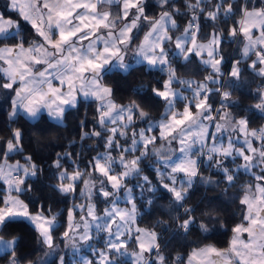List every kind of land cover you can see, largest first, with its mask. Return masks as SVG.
Listing matches in <instances>:
<instances>
[{
    "label": "snow or ice",
    "instance_id": "6c2138e0",
    "mask_svg": "<svg viewBox=\"0 0 264 264\" xmlns=\"http://www.w3.org/2000/svg\"><path fill=\"white\" fill-rule=\"evenodd\" d=\"M203 2L208 3L210 0ZM113 3L122 4L120 20L127 21L119 28L116 27L119 21L109 20L110 13L97 10L98 5L103 7ZM159 3L162 6L168 5L169 0H159ZM200 3L201 0H197L196 5L188 7L196 9ZM9 8L22 17L23 21L29 23L35 33L42 38L25 48L20 21L0 13V44L5 45L0 47V61H5L8 65L0 68L8 81L0 83V88L14 94L10 97L9 121L15 122L21 112L29 119H35L42 109H46L50 117L62 120L66 109L76 106L78 94H82L85 99L91 97L100 102L96 123L101 127V131L84 132L81 140L85 137L103 138L105 152L98 153L89 161V169L85 171L77 168L69 173L63 170L61 161L64 157L70 158L67 152L63 156L57 154V159L53 163L61 181L54 187L61 193L74 194L77 185L82 184L83 188L80 189L79 195L89 201L87 205L78 204L68 210V225L62 236L66 247L72 249V264H77L76 257L82 248L91 247L94 239L93 230L96 236L104 233L107 237L104 249H93L99 257L97 264H117L110 258V253H118L121 256L127 254L130 242L137 243L139 247L138 252L132 253L136 258V264H148L144 254L159 249L157 233L138 227L133 229L138 215L136 197L133 188L125 182L126 178H139L135 188L140 189L141 197L145 190L152 193L156 191V188L151 186L149 177L142 175L143 170L139 165L147 158L149 145H153L158 138L169 146L174 142L176 144L175 148L169 147L163 154L162 148L152 149V152L158 157L155 171L160 178V186L171 195L173 203L183 209V214L188 217L178 224L184 232L196 223L195 217L191 215L195 208L185 207V202L189 189L199 175L201 164L218 169L229 185L234 183V172L241 168L250 171L251 168L259 167L264 172V128L249 131L247 118L234 121L229 119L231 113L227 111L226 105L233 101L229 99L228 91H222L226 83L240 79L241 61L236 60L232 64L230 73L227 74L229 81H223L222 77L226 75L221 70L224 57L219 52L223 37L220 33L214 32L207 44L197 43V33L200 30L197 16L193 15L183 33L173 39L169 35V30L177 29L178 25L172 13L164 11L157 19H149L140 0H83V2L40 0L39 6L36 0H26L25 3L10 0ZM131 9H135V12L129 19ZM199 10L201 13L205 11L202 8ZM232 12V5L224 8L221 0V3L214 6L213 11L207 12L205 18L215 21L218 15L228 17ZM243 12L244 18L237 22L238 27L230 29L229 36L236 37L238 33L243 35L246 43L242 49V57L249 59L250 54H254L256 59L252 60L249 67L257 75L264 76V10L249 12L244 9ZM141 20L147 21L149 31L144 34V42L136 47L135 52L150 66L160 67L161 71L167 70L168 74V79L163 82L164 90L152 89L153 94L166 105L159 121H153L149 114L140 110L135 103L126 106L115 104L111 99L112 89L103 83L104 75L114 61L125 71L129 70L130 66L124 62V54L135 43L133 31L140 30ZM257 21L260 34L253 40L252 29L257 27ZM170 53L172 59L180 57L185 62L192 56L201 57L202 63L211 69V73L203 83L192 89L191 86L196 82L181 80L175 74L171 67ZM5 54H8L7 58ZM205 54L207 59L204 58ZM173 83L187 85L193 93L191 99L182 92L172 89ZM210 84L213 87H209ZM211 93L221 95L219 109H213L208 103ZM178 100L184 104L183 111L175 110ZM259 101L255 108L264 111V91L260 93ZM192 108L197 109V112L193 113ZM213 111L221 113L219 119L223 123L216 122L217 118L212 116ZM134 116L137 120L145 122L146 126L135 129ZM83 126L81 122V127ZM210 127L214 131L210 132ZM129 128H132L131 139L125 146L117 137L127 138L128 132L125 129ZM229 128L244 134V146L236 147L239 137L225 135ZM154 129L158 130L159 136L152 134ZM102 132L107 135L102 137ZM22 136L20 129L12 130L11 138L4 141L5 159L12 153L23 151ZM249 136L261 142L259 148L253 146L252 140L248 139ZM113 150L119 153L118 158L112 156ZM138 150H141L139 156L131 160L126 158L125 153L131 154ZM237 158H241L244 163L234 169L225 165L228 159L235 164ZM25 160L26 165L19 162L15 165L0 164V180L7 184L8 193L6 196H0L2 205L0 233L19 221L32 223L39 232L42 242L51 249L45 254L47 257L57 251L56 247H53V233L57 229L59 214H53L51 209H47L46 215L42 207L36 213H32L29 205L19 198L30 191V185L25 183V178L35 177L38 171V166L32 162L30 156L25 157ZM117 167L121 171L116 172ZM93 172L102 177L99 180V187L92 179ZM255 178L264 182V174ZM165 179L167 183L163 182ZM144 185L149 187L145 189ZM121 190L125 193L124 198L130 207H120L118 201L121 198L119 195ZM259 191L264 193V187L259 188ZM13 192L16 195H11ZM96 193L109 205L104 209L103 215H96L95 205L90 202ZM151 203L152 200L148 199L147 204ZM242 203L248 205V215L244 219L249 223L247 227L237 225L233 229L236 235L232 239L231 248L223 253L214 247L202 249L201 252H212L217 257L223 256L222 264H264V217L261 216V209L253 210L247 196ZM77 211L81 213L80 220L73 223V214ZM200 227L205 232L208 231L204 225ZM244 232L249 234L247 243L240 239V234ZM19 239L16 236L5 239L4 235H0V251L12 255L9 264H20L14 255ZM238 243L240 250H237ZM58 259L59 264H66L63 256H59ZM159 260L163 264L164 257L159 256ZM38 264H47V260L42 258ZM79 264L94 262L85 256H79Z\"/></svg>",
    "mask_w": 264,
    "mask_h": 264
},
{
    "label": "trees",
    "instance_id": "16d2710c",
    "mask_svg": "<svg viewBox=\"0 0 264 264\" xmlns=\"http://www.w3.org/2000/svg\"><path fill=\"white\" fill-rule=\"evenodd\" d=\"M222 2L224 8H227L229 4L232 5L233 12L228 17L222 14L218 15L215 21L205 17L207 12L214 10L216 4L221 3V0H210L208 3L201 0L199 8L196 9L189 8L188 5H196L197 0H169V4L163 6L159 0H144L143 6L149 19H157L164 11L171 12L178 25L177 29L172 30V34L181 32L191 21L193 15L199 18L198 40L208 39L213 30L220 31L223 41L219 51L224 57L221 67L225 69L229 59L239 58L241 52V38H239V34L236 37H230V29L234 26L238 27L237 22L240 21L243 9L260 7L264 10V0H222ZM103 7L111 8L114 16L120 15L119 4L104 5ZM200 8L205 9V11L201 13ZM0 12L6 17L20 21L21 36L25 39V44L40 38L30 24L23 21L20 16L8 8V0H0ZM148 28L147 21L141 20L140 30H135L133 34L135 37L133 45L141 41ZM253 57L254 54H250L249 59L241 60L240 79L226 83L223 90L230 93L229 99L233 101V103L226 105L227 111L231 113V120H238L240 117L247 118L249 121L248 128L260 129L264 125V111L256 109L255 104L260 102L259 95L264 91V76L257 75L248 68L247 63ZM169 58L172 59L171 53ZM171 67L178 76L192 77L197 80H203L209 72L208 67L196 56H192L188 62L176 57L172 59ZM167 75V70L161 71L159 67H150L141 62L131 65L127 71L108 70L104 75L103 83L112 89L111 98L114 103H135L140 110L148 113L150 118H154L163 115L165 104L153 94L152 89H161ZM225 81H229L228 76H226ZM4 82V75L0 72V83ZM12 95L10 91L0 88V162L4 159V141L11 138L12 130L20 129L23 133L21 140L23 151L12 153L7 159H18L26 165L25 157L30 156L32 162L38 166L35 177L25 178V183L30 185V191L20 196L29 205L30 211L36 212L42 207L46 214H48L47 209H51L53 214H59L53 240L63 244L62 233L67 228V209L70 205L71 196L61 193L57 187H54L60 180L58 179V170L53 167V163L57 159V154L63 156L67 152L70 154V158L64 157L61 161L63 168L67 170L89 169L88 162L93 160L105 147V140L97 137H85L81 140V135L84 132L101 131V127L96 123L99 101L80 98L75 107L66 109L61 121L53 120L45 113H41L35 119H28L20 113L15 122H10L8 114L11 108L10 97ZM217 97L218 94L215 93L209 95V103L213 109H216ZM176 104L179 107L183 106V102L179 100ZM219 116L220 113L215 112L214 118H217L216 120L219 119ZM81 122H83V127H81ZM144 124L145 122L137 120L134 116L133 127L135 129ZM131 129H128L130 134ZM129 133L127 138L121 137L126 143L129 142ZM106 135L107 133L102 132V137ZM169 147L175 148V142L169 146L164 140L157 139L153 145H149L148 156L139 165L143 170L142 175H147L151 181V186L156 188L154 193L145 190L143 197H141L140 189L135 188L139 178H126L125 181L133 188V194L136 197L137 224L149 227L157 233L159 249H155L154 252L162 255L164 257L163 262L166 264H183L193 248L207 243L218 248L228 246L234 227L243 221L245 205L242 203V195L246 189L252 188L254 183L259 181L255 177L264 174V172L259 167L252 168V171L240 169L234 172V183L229 185L224 180L222 172L215 167L201 164L199 175L192 188L189 189L188 198L185 202V207L195 208L191 215L195 217L196 223L191 225L187 232H184L178 227V224L188 217L183 214V209L178 208L173 203L171 195L160 186L161 181L155 171L158 166L156 165L158 157L153 154L152 149L162 148L163 154ZM141 150L130 155H139ZM239 161L240 158H237L234 164L231 159H228L225 161V165L234 169ZM93 175L96 176L98 173L93 172ZM204 180L213 182L205 183ZM166 181L167 179L163 182ZM139 182L143 183L142 181ZM77 186L79 187L80 184ZM148 187L149 185H144L145 189ZM4 193V184L0 182V196H4ZM97 199L102 200L101 205L106 204L101 197H97ZM148 199L152 200L150 205L147 204ZM200 225H204L208 231L205 232ZM0 235L7 238L13 236L20 238L14 253L20 264H29V262L38 264L42 258L47 260V264H58V252L48 258L45 257V254L49 252L48 246L42 242L39 232L30 222L13 223ZM101 237L100 241L102 242L104 241L103 233H101ZM132 245L136 250L134 242ZM11 259L12 255L7 252L0 253V264H9ZM116 262L117 264H133L130 259H124L120 256H117Z\"/></svg>",
    "mask_w": 264,
    "mask_h": 264
},
{
    "label": "rangeland",
    "instance_id": "374dc122",
    "mask_svg": "<svg viewBox=\"0 0 264 264\" xmlns=\"http://www.w3.org/2000/svg\"><path fill=\"white\" fill-rule=\"evenodd\" d=\"M20 2L21 3H25L26 2V0H20ZM9 3H10V0H8V8H9ZM10 9V8H9ZM1 13V12H0ZM13 20H16V19H14V18H12ZM187 26H188V24H187ZM214 32H216V33H220L221 35H222V33L220 32V31H218V30H213L212 32H211V35H210V37L208 38V39H206V44L211 40V38H212V33H214ZM220 46H221V44H220ZM220 46H219V50H220ZM220 52V51H219ZM221 55V54H220ZM205 59H207V57L205 58ZM224 61V60H223ZM148 66H150V65H148ZM150 67H152V66H150ZM168 79V75L166 76V78L164 79V81H166ZM181 80H183V78H180ZM205 81V79L204 80H202V81H199V82H197V84H199V83H203ZM197 86V85H196ZM171 87H172V89H174V90H176V91H179V92H182L183 93V95H185V96H187V97H189V99H191V97H192V95L190 96L189 95V93H188V91H187V88H188V86L187 85H181L180 83H179V85H176L175 83H173L172 85H171ZM210 87V86H209ZM196 88V87H195ZM194 88V89H195ZM160 90H164L163 89V87L160 89ZM208 103H209V101H208ZM210 104V103H209ZM217 108L218 107H220V104H219V101L217 100ZM121 106V105H120ZM165 107H166V105H165ZM165 107H164V111H165ZM183 107H184V104H183V106H181V107H179L177 104H176V109L175 110H177V111H183ZM192 111H193V113L194 112H197V109H194V108H192L191 109ZM217 112V111H216ZM220 113V112H219ZM213 115V114H212ZM220 115H221V113H220ZM161 117L162 116H159V117H154L152 120L153 121H159L160 119H161ZM240 118H243V117H240ZM239 118V119H240ZM217 123H223V121H221L220 119H218L217 121H216ZM261 128H264V125L261 127ZM155 130V132H154V135H157V136H159V133H158V130H156V129H154ZM250 130H252V128H249V131ZM125 131H127L128 132V129H125ZM131 131H132V129H131ZM213 131H214V129H213ZM129 133V132H128ZM226 136H232V137H239V139L237 140V142H236V147H242V146H244V143H243V141H244V134L243 133H239V132H235V131H232V129L230 128V129H228V131H227V133L225 134ZM119 140H120V143L122 144V145H125V146H127V144L128 143H130V139H131V134L129 133V142L128 143H126V142H124L123 141V139L121 138V137H117ZM159 139V138H158ZM248 139H251L252 140V142H253V146L254 147H257V148H259L260 147V144H261V142L259 141V140H256V139H254V138H252L251 136H249L248 137ZM256 141H258V143H256ZM102 152H105V147L99 152V153H102ZM111 154H112V156L114 157V158H118V156H119V153L117 152V151H112L111 152ZM140 155V154H139ZM138 155V156H139ZM97 156V155H96ZM95 156V157H96ZM125 156H126V158L127 159H129V160H131V159H133V158H135L136 157V154L135 155H133V156H131L129 153H125ZM13 165H15L17 162H19L20 164H24L23 162H21V161H19L18 159H15V160H13ZM10 163H11V161H10ZM244 163V161L240 158V161L238 162V165L239 164H243ZM25 165V164H24ZM241 169H243V168H241ZM63 170H67V169H65V168H63ZM76 169H74V170H67L69 173H72L73 171H75ZM244 170V169H243ZM81 171H85V170H81ZM119 171H121V169L119 168V167H117L116 168V172H119ZM250 171H252V168H251V170ZM14 174V173H13ZM87 178V177H86ZM102 177H100L99 176V174L98 175H92V179L93 180H95V182H96V186L97 187H99V180L101 179ZM126 182V181H125ZM61 183V181H59L58 183H57V185L58 184H60ZM64 183H67V181H64ZM129 187H130V185H128ZM4 188H5V193H4V196H6L8 193H7V191H6V189H7V184L5 183V186H4ZM81 188H83V185L82 184H80V186L78 187L77 186V190H76V193H74V194H70V196H71V201H70V205H69V207H68V209H67V221H68V210L69 209H73L74 208V206L75 205H78V204H85V205H87L88 203H89V201H88V199L86 198V197H81L80 195H79V191H80V189ZM108 190H110L111 191V189L109 188ZM95 191V190H94ZM11 195H13V193H11ZM120 200L118 201V203H119V205H120V207H130V205L128 204V202L126 201V199L124 198V196H125V193L123 192V190H121V192H120ZM97 197H101L98 193H96V194H94L93 195V197H92V200L90 201L91 203H93L94 205H95V213H96V215H103V212H104V209L105 208H107L109 205H108V203L105 201V199L104 198H102V199H104V202L106 203L105 205H101V203H102V200H98L97 199ZM20 199H22V197L20 196L19 197ZM23 200V199H22ZM263 201H264V198H263ZM25 202V201H24ZM0 206H2V205H0ZM261 206L263 207V202H261ZM261 206L258 208V209H261V216L262 217H264V209L263 208H261ZM30 212H32V213H36V212H33V211H30ZM46 214V213H45ZM47 215V214H46ZM85 215H86V213H85ZM80 216H81V213L80 212H74V214H73V223H78L79 222V220H80ZM137 219V218H136ZM32 224V223H31ZM67 225H68V223H67ZM136 227H138V228H141V229H144V230H147V231H154L153 229H151V228H149V227H144V226H140V225H138L137 224V220H136V223H135V225L133 226V229H135ZM155 232V231H154ZM63 234V233H62ZM133 235H135V231L133 230ZM93 236H94V239L92 240V242H91V247H89V246H85L84 248H82V250H81V252H80V254L76 257V262H77V264H79V256H85V257H87L88 259H90V260H93V262H94V264H97V262L99 261V257H98V255H97V253L96 252H94L93 251V249H104L105 247H106V245H105V240H106V235L103 233V239H104V241H100L101 240V234L99 235V236H96V234H95V231L93 230ZM63 237V236H62ZM134 245H136V250L134 249V247H133V245H132V242H130L129 244H128V248H127V254H125V255H123V256H121V255H119L118 253H110V258H112V259H114L115 261H117V256H120L121 258H124V259H130L132 262H133V264H136V258H135V256H133L132 255V253H134V252H138L139 251V247H138V244L137 243H135L134 242ZM53 247H56V249H57V251L56 252H54V253H52L51 255H49V256H47V258L48 257H50V256H52L53 254H55V253H57L58 252V256L57 257H59V256H63L64 258H65V262H66V264H72V261H73V252H72V249L70 248V247H66V242H65V240H64V243L63 244H60V243H57V242H55L54 240H53ZM48 249H49V252L51 251V249L48 247ZM155 250V249H154ZM154 250L151 252V253H145L144 254V256H145V259L148 261V263H151V264H161V262H160V260H159V256H161L158 252H154ZM154 252V253H153ZM58 264H59V259H58ZM163 264H166V263H164L163 262Z\"/></svg>",
    "mask_w": 264,
    "mask_h": 264
},
{
    "label": "crops",
    "instance_id": "0c3cea01",
    "mask_svg": "<svg viewBox=\"0 0 264 264\" xmlns=\"http://www.w3.org/2000/svg\"><path fill=\"white\" fill-rule=\"evenodd\" d=\"M74 2H75V0H74ZM80 2H83V0H80ZM36 3H37V5L39 6V4H40V0H36ZM140 3L141 4H143L144 3V0H140ZM113 4H119V11H120V15L119 16H114V14H113V12H111V8H108V7H101L100 5H98V8H97V10L98 11H105V12H108V13H110V15H109V20H117V21H119V23L116 25V27L117 28H119V27H121L122 25H123V23H125V22H127V21H123V20H121L120 21V16H121V13H122V4L121 3H113ZM247 11H249V12H252V11H261L262 9L260 8V7H248V8H245ZM244 10V9H243ZM135 12V9H131V11H130V15H129V19H131L132 18V14ZM46 14V13H45ZM6 17V16H5ZM173 17V16H172ZM12 18V17H11ZM22 18V17H21ZM244 18V12H242V16H241V18H240V20L241 19H243ZM173 19H174V17H173ZM175 20V19H174ZM176 21V20H175ZM38 23H39V20H38ZM177 23V22H176ZM29 24V23H28ZM187 27V25L182 29V31L181 32H178V33H175V34H172V30H174V29H170L169 30V35H171L172 37H173V39H175V37L176 36H178V35H181L182 33H183V31H184V29ZM45 30H46V28H45ZM147 31H149V28L146 30V32ZM134 32H135V30L133 31V34H134ZM145 32V33H146ZM144 33V34H145ZM239 34V33H238ZM259 34H260V26H259V22L257 21V27L256 28H253L252 29V36H253V40H255L258 36H259ZM54 38H55V36H54ZM239 38H241V49H240V57L239 58H230L229 59V61H228V63H227V66H226V68L225 69H223L222 67H221V70H222V72L224 71V73L226 74V76H228L227 74L228 73H230V70H231V66H232V64L236 61V60H244V58L242 57V55H241V53H242V49H243V47H244V44L246 43V40L244 39V37H243V35L242 34H239ZM42 38H39V39H35L33 42H31V43H29V44H25V48H27L29 45H31L32 43H34V42H39L40 40H41ZM144 42V35H143V37H142V39H141V41L140 42H138L136 45H133V46H130V48H129V50L124 54V62L126 63V64H128L129 66H131V65H133V64H136V63H141V62H143V63H145L146 65H149L148 63H147V61H144L141 57H139L137 54H136V52H135V49H136V47L137 46H139L140 44H142ZM206 42V40H198L197 39V43H200V44H206L205 43ZM5 45L4 44H0V47H4ZM260 46L258 45L257 46V48H259ZM7 55L8 54H5V56H6V58H7ZM207 56H206V54H205V56H204V58H206ZM200 60H201V57H198ZM256 59V56L254 55V57L253 58H251L249 61H248V63H247V66H248V68L250 69V70H252L250 67H249V65L251 64V62H252V60H255ZM202 62V61H201ZM205 65V64H204ZM8 65L6 64V62L5 61H0V68H3V67H7ZM205 66H207V65H205ZM240 66V68H241V65H239ZM153 67V66H152ZM208 67V66H207ZM160 68V67H159ZM112 69H118V70H121V71H125L123 68H121L120 66H119V64L117 63V62H113V64L109 67V69L108 70H112ZM208 69H209V72H208V75L211 73V69L208 67ZM2 74H3V72L2 71H0ZM252 72L253 73H255V74H257L255 71H253L252 70ZM176 74V73H175ZM4 75V74H3ZM177 75V74H176ZM207 75V76H208ZM178 76V75H177ZM206 76V77H207ZM179 78H183V80H189V81H195L196 82V84H193L191 87H192V89H194L195 87H196V85H197V82H199V81H202V80H197V79H195V78H192V77H180V76H178ZM224 77V76H223ZM205 79V78H204ZM203 79V80H204ZM223 79V78H222ZM6 82H8L6 79H5V82L4 83H6ZM77 84H78V82H77ZM176 85H179V83H175ZM210 87H213V85H209ZM66 90V89H65ZM187 91H188V93H189V95L191 96L193 93H192V90H190L189 88H187ZM223 91H226V90H223ZM14 95V94H13ZM210 95V94H209ZM80 98H84L83 97V95L82 94H78V100L80 99ZM85 99V98H84ZM88 99H94V98H91V97H89ZM112 99V98H111ZM94 100H96V99H94ZM209 101V100H208ZM78 102V101H77ZM114 102V101H113ZM100 103V102H99ZM116 104V103H115ZM130 104H132V103H127V104H117V105H121V106H126V105H130ZM195 109V108H194ZM10 111H11V108H10ZM9 111V112H10ZM41 113H45V114H47L48 115V112H47V110L46 109H42L41 110V112H40V114ZM194 113H196V112H194ZM21 114H23L25 117H27L23 112H21ZM39 114V115H40ZM38 115V116H39ZM37 116V117H38ZM49 116V115H48ZM213 116V115H212ZM36 117V118H37ZM50 117V116H49ZM28 118V117H27ZM50 118H52V117H50ZM29 119V118H28ZM53 120H56V121H61V119H54V118H52ZM133 119H134V117H133ZM151 119H153V118H151ZM229 119H232L231 117H229ZM217 121V120H216ZM110 126H116V125H110ZM146 125L144 124L143 126H141L140 128H143V127H145ZM139 129V128H138ZM137 129V130H138ZM230 129V128H229ZM213 131V128H211L210 127V132H212ZM154 132H155V130H153V133L152 134H154ZM256 143H258V141H256ZM136 156H138V154H136ZM10 161H11V163H10ZM13 160H9V159H3L1 162H0V164H11V165H13ZM22 175V174H21ZM0 182H3V184H4V186H5V182L3 181V180H0ZM168 181H166L165 183H167ZM261 187H264V183H262V182H255L254 183V185L252 186V188H250V189H246V191L243 193V195H242V201H243V199L245 198V196H247L248 197V199H249V201L252 203V205H253V210H256V209H258L260 206H261V202H263V207L261 206V208H263L264 209V201H263V198H264V193H261L260 191H259V188H261ZM13 195H16V193H14L13 192ZM245 205V211H244V217L246 216V215H248V205H246V204H244ZM244 217H243V221L242 222H240L239 224H237V225H243V226H245V227H247L248 226V221H246L245 219H244ZM236 225V226H237ZM235 226V227H236ZM234 227V228H235ZM236 235V233H234V231H232V234H231V236H230V240H229V244H228V246L227 247H225V248H218V247H216V246H214L213 244H211V243H207V244H204V245H201V246H199V247H196V248H193L190 252H189V254H188V256H187V258H186V260H185V262L183 263V264H222V260L224 259V257L223 256H221V257H217L216 256V254L215 253H212V252H206V253H202L201 252V250L202 249H206V248H210V247H214V248H216L217 250H219V251H221L222 253L223 252H226L227 250H229L230 248H231V242H232V239L234 238V236ZM5 239H11V238H7V237H5ZM240 239L241 240H243L245 243H247L248 241H249V234L248 233H246V232H244V233H241L240 234ZM237 250H240L239 249V243L237 244ZM1 252H4V251H0V253Z\"/></svg>",
    "mask_w": 264,
    "mask_h": 264
},
{
    "label": "built area",
    "instance_id": "2783aa9c",
    "mask_svg": "<svg viewBox=\"0 0 264 264\" xmlns=\"http://www.w3.org/2000/svg\"><path fill=\"white\" fill-rule=\"evenodd\" d=\"M225 79H226V75L223 77V81H225ZM222 91H223V88H222ZM221 99V95L220 94H218V97H217V100L219 101ZM216 109H217V106H216ZM215 112L216 111H214V113H213V117H214V115H215ZM13 175H15V173L13 174ZM195 181V180H194Z\"/></svg>",
    "mask_w": 264,
    "mask_h": 264
}]
</instances>
